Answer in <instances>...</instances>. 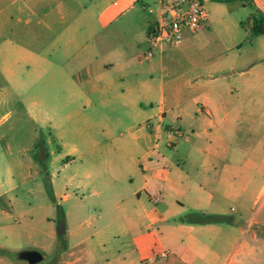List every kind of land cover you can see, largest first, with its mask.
I'll list each match as a JSON object with an SVG mask.
<instances>
[{
  "label": "rangeland",
  "instance_id": "rangeland-1",
  "mask_svg": "<svg viewBox=\"0 0 264 264\" xmlns=\"http://www.w3.org/2000/svg\"><path fill=\"white\" fill-rule=\"evenodd\" d=\"M113 1L0 0V21L11 15V20L4 22L0 30V195L12 190L6 195L10 204L0 209V254L5 253L2 247L9 248L11 253H5L9 263L28 264L18 260L17 253L35 250L43 257L36 264H135L131 254L108 252L104 257L97 245L95 249L86 243L77 245L104 222L106 214L112 218L121 215L102 204L108 200L109 193L99 197L87 195V191L85 196L77 191L74 194L72 187L66 184L67 176L76 167L87 170L94 165L103 169L99 156H105L110 142L101 126H106L113 136L118 137L121 132L125 138L127 125L146 117L143 115L134 121L128 114L129 109L117 105L103 107L101 102L110 99L112 94L106 92L103 96L102 91L136 90L139 84L145 83L156 93L162 90L167 98L179 82L177 76L189 67L188 62L195 63V67L204 62L205 44L211 43V48L214 42L223 46L241 44L243 53H248L249 42L257 51L260 43H264V36L252 35L250 18L254 12L243 6V2L203 0L210 22L207 28L193 34L209 37V33L203 32L210 27L214 42L196 40V44L204 43V47L195 45L183 53L166 51L161 59L156 50L152 59L144 61L139 56L148 44L142 37L147 25L157 19L154 6L157 0H140L132 10L103 28L97 11ZM142 4L150 5L154 12L143 10ZM30 9L36 16L30 15ZM17 17L21 21H17ZM8 40H21L42 60L38 65L14 63V50L7 44ZM221 47L218 46V50ZM119 49L127 53L130 63L124 72L110 70L103 80L86 77L85 66ZM124 74L127 77L121 83L118 80ZM110 81L112 84L108 86ZM246 102L255 104L249 97ZM246 118V125L233 143L239 149V165L245 169L243 181L249 188L248 198L240 209V221L258 230L259 225L254 220L264 221V97L259 111L246 113ZM165 125L174 124L166 122ZM94 141L98 144L94 145ZM164 143L161 136L160 150L167 156L174 154ZM39 150L47 153V160L38 159ZM66 157L73 161L70 167L62 170ZM104 177H110L108 170ZM114 188L119 191L120 199L127 200L128 194L121 191V187H113L111 192ZM65 194L69 195L66 200L63 199ZM237 210V205L229 204L227 217L238 218ZM85 221L89 227L73 235L78 224ZM59 223L68 227L69 232L50 240L48 233ZM65 247L70 249L63 255Z\"/></svg>",
  "mask_w": 264,
  "mask_h": 264
},
{
  "label": "crops",
  "instance_id": "crops-1",
  "mask_svg": "<svg viewBox=\"0 0 264 264\" xmlns=\"http://www.w3.org/2000/svg\"><path fill=\"white\" fill-rule=\"evenodd\" d=\"M139 1L114 0L97 11L102 27L111 25ZM253 2L264 14V0ZM154 6L158 15V0ZM141 7L149 13L154 12L148 4ZM29 13L36 16L32 9ZM207 17L209 24L208 14ZM16 19L21 21L19 17ZM8 20L11 15L0 21V30ZM150 25L145 28L143 42ZM203 33H209V37L190 33L178 46L162 48L158 52L159 59L166 51L183 53L195 45L203 48L204 43L196 44V40H215L210 27ZM253 36L263 37L264 34ZM7 44L14 50V63L22 61L38 65L42 60L21 40H8ZM210 45L205 44L206 55L204 62L197 63L199 68L188 62L189 67L177 76L179 82L167 98L162 90L156 93L145 83L139 84L136 90L102 91L103 96L106 92L112 94L110 99L101 102L103 107L117 105L129 109L128 114L134 121L143 115L146 117L141 122L128 124L125 138L123 133L113 136L106 126H101L110 142L105 156H99L103 169L94 165V168H87L92 171L76 167L67 176L66 184L72 187L74 194L77 191L85 196L87 191V195L99 197L109 193L108 200L102 204L121 215L112 218L106 214L104 222L94 227L77 245L86 243L93 249L97 245L104 257L108 252L131 254L135 264H264V221L254 220L259 225L258 230H252L240 221V209L248 198L249 188L243 181L245 169L239 165V149L233 145L237 142L236 135L246 125V113L259 111L264 97V43H260L257 51L249 42L248 53H243L241 44L223 46L214 42L212 48ZM126 57L123 49L115 50L106 58L95 59L90 66H85L84 74L89 79L103 80L110 70L124 72L130 64ZM125 77L124 74L118 81L124 82ZM111 84L112 81L108 86ZM247 97L250 102L257 103L256 106L247 104ZM166 122L174 125H165ZM176 132L184 137H168L169 133ZM161 136L165 139L164 146L174 154L167 156L160 150ZM97 144L94 141V145ZM37 157L48 159L42 150L37 152ZM65 161L62 170L70 167L73 160L66 157ZM107 170L110 177L103 179ZM6 173L10 176L9 170ZM113 187H121V191L128 194L127 200L119 198L117 189L111 192ZM10 191L0 195V209L10 204L6 196ZM51 194L55 196L56 193L51 190ZM68 197V194L63 195L64 200ZM229 204L237 205L239 219L227 217ZM1 212L6 214L4 210ZM215 217L224 220H205ZM89 225L86 221L79 223L73 235H78ZM68 232V227L59 223L48 236L53 240ZM107 243L110 245L106 246ZM1 249L6 254L11 253L7 247ZM69 249L65 247L61 254ZM5 253L0 254V264H12L7 262Z\"/></svg>",
  "mask_w": 264,
  "mask_h": 264
},
{
  "label": "built area",
  "instance_id": "built-area-1",
  "mask_svg": "<svg viewBox=\"0 0 264 264\" xmlns=\"http://www.w3.org/2000/svg\"><path fill=\"white\" fill-rule=\"evenodd\" d=\"M159 12L145 34L148 48L139 56L149 61L156 50L175 47L182 43L186 34L196 33L208 27L207 12L203 0H158ZM171 139L184 137L180 132L169 133Z\"/></svg>",
  "mask_w": 264,
  "mask_h": 264
},
{
  "label": "trees",
  "instance_id": "trees-1",
  "mask_svg": "<svg viewBox=\"0 0 264 264\" xmlns=\"http://www.w3.org/2000/svg\"><path fill=\"white\" fill-rule=\"evenodd\" d=\"M222 1V0H220ZM225 2L234 1V0H223ZM243 2V6L248 7L253 10V15L251 16V33L252 35H260L264 34V14L262 11L257 8L253 0H238ZM208 222H219L223 221V218L215 217V218H206Z\"/></svg>",
  "mask_w": 264,
  "mask_h": 264
},
{
  "label": "water",
  "instance_id": "water-1",
  "mask_svg": "<svg viewBox=\"0 0 264 264\" xmlns=\"http://www.w3.org/2000/svg\"><path fill=\"white\" fill-rule=\"evenodd\" d=\"M18 260H24L28 264H36L42 260V256L35 250H22L17 253Z\"/></svg>",
  "mask_w": 264,
  "mask_h": 264
}]
</instances>
